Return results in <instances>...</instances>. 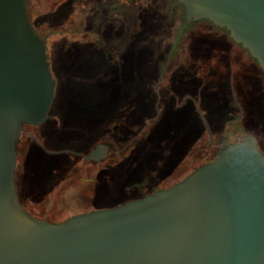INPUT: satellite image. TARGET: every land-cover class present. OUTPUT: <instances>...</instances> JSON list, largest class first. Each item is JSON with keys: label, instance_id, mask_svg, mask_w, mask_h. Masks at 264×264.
Instances as JSON below:
<instances>
[{"label": "flooded vegetation", "instance_id": "obj_1", "mask_svg": "<svg viewBox=\"0 0 264 264\" xmlns=\"http://www.w3.org/2000/svg\"><path fill=\"white\" fill-rule=\"evenodd\" d=\"M157 1L132 0L133 6L137 2L147 6L132 8L137 22L128 30L113 21L111 28L101 25L92 32H78L80 38L70 33L67 41H52L48 46L43 41L54 82L52 103L41 124L22 126L16 143L17 199L32 217L59 223L74 216L60 221L51 218L50 212L61 205L71 175L83 179V170L94 173L90 212L169 188L246 136H252L264 154V70L231 39L226 28L207 19L187 20L179 0L176 6L182 14L178 25L165 28L167 22L149 11ZM103 2L83 0V17H93L94 8ZM74 8L72 0L56 5L46 14L49 27L59 32L65 29L59 19H66ZM119 15L121 12L112 20L119 22ZM201 23L211 36L199 40L195 31L192 42L185 44L183 40L190 38L183 37L187 28ZM28 24L39 38L44 23ZM131 33H139L141 38L134 48L143 54L138 65L130 58L121 60ZM136 74L138 83L145 79L150 89L162 79L165 83L149 103L145 136L126 146L135 124ZM105 110L109 119L91 130L88 120L100 119ZM26 128L32 132L27 135L26 151L21 156L17 146ZM141 144L146 154L142 160L136 155ZM120 145V152L112 150ZM188 152L193 165L184 170L183 159Z\"/></svg>", "mask_w": 264, "mask_h": 264}, {"label": "water", "instance_id": "obj_2", "mask_svg": "<svg viewBox=\"0 0 264 264\" xmlns=\"http://www.w3.org/2000/svg\"><path fill=\"white\" fill-rule=\"evenodd\" d=\"M179 2L187 20L226 28L264 70V0ZM53 95L24 0H0V264H264V154L252 136L140 199L59 223L28 214L16 143L23 125L45 120Z\"/></svg>", "mask_w": 264, "mask_h": 264}, {"label": "rangeland", "instance_id": "obj_3", "mask_svg": "<svg viewBox=\"0 0 264 264\" xmlns=\"http://www.w3.org/2000/svg\"><path fill=\"white\" fill-rule=\"evenodd\" d=\"M66 0H24V9L25 14L27 17L28 22L31 24L33 22L43 24L42 29L38 31L39 38L45 42L48 46L52 41L54 43H58L60 41H67L70 36L68 34L74 33L76 38H80L78 32H83L84 29H87L89 32L94 31V29L98 28L99 26H104L107 28H111V22L114 21V24L119 25L122 29L128 30L134 26V23L137 22L136 15L131 13V10H140L141 8H145L147 4L144 2L141 4L137 2L134 6L132 4V0H104L103 4L100 7H95L94 12L95 15L91 18L83 17V0H72L74 2L75 8L73 11L67 15L66 19H59L60 23H64L63 26L65 29H61L60 32L57 30H53L49 27V23L45 20L46 14H48L52 9L61 4ZM135 2L137 0H134ZM139 1V0H138ZM130 7V8H129ZM133 8V9H132ZM150 12L156 14L157 17H160L163 21L167 22L168 29H173L177 27V23L179 22L180 14L182 9L176 6V0H163V3H160V0L157 1V4H154L150 7ZM121 12L119 15V22H115L116 20H112V17ZM128 12V14H127ZM114 18V17H113ZM103 23V24H102ZM192 23V22H191ZM114 27V26H113ZM146 27H150V25H146ZM187 32L184 33V39L189 35V40H183V42L191 43L192 42V34L195 35V31L199 32V40L201 37H206L205 35L211 36V31L205 24H196L192 25L187 28ZM223 33V32H222ZM227 35V33H224ZM213 37V36H212ZM173 37H171L172 39ZM129 41L126 42L127 48L125 53L121 55V60H125L126 58H130L131 61H135L138 65L139 60L143 57L142 52L134 48L140 43V35L139 33H131L128 36ZM154 40V39H153ZM164 40V38H163ZM226 43V42H223ZM130 45V47H129ZM138 47V46H137ZM132 56V57H129ZM137 73V71H135ZM118 75H122L118 73ZM135 78V82L138 83V74ZM114 78V76H113ZM165 83V79H162L158 85H155V89H150L145 82V79L137 84V97L135 101V107L132 114V119L134 120V126L132 127L133 132L129 138H132L131 141L126 142V146L128 144H132L133 141L137 139H142L145 134L146 130L149 129L148 119L149 115V103L151 101L154 102V99L159 95L161 85ZM154 92V94H153ZM161 96L159 97V99ZM160 107V105H159ZM160 118V115H159ZM109 118L107 117V111H102V116L100 119L95 118L92 121H89L88 125L91 126V130H96L97 125L101 124V121H107ZM161 119V118H160ZM86 123V124H87ZM191 123V121H189ZM188 123V124H189ZM32 132L29 128H26L24 135H22L19 145L17 146L18 152L21 156L24 155L27 146V135L28 133ZM95 133V132H94ZM191 133V132H188ZM117 136V135H116ZM122 137V135L120 136ZM112 139V137H110ZM115 137H113V141H115ZM120 146H115L112 148L113 151H118L121 148ZM125 147V146H123ZM140 147V148H138ZM136 148V155L139 157H145L146 154L143 152L144 148L142 144ZM122 151V150H121ZM187 151H190L189 148ZM120 152V150H119ZM188 155L184 156L183 159V169L191 167L193 164V156L191 153H187ZM190 155V156H189ZM107 160L105 163L109 162ZM83 179L78 177V175L72 174L71 175V182L69 183L70 187L66 186V190L64 195H62L60 206H55L54 211L50 212V216L56 220H63L71 215L82 214L90 210L91 208V199L93 197V190H94V173H91L90 169L85 171L83 170ZM81 179V181H80ZM80 184L78 188H75V185ZM46 201L48 200L47 197L45 198ZM104 201V199H102ZM37 213V212H36ZM52 213V214H51Z\"/></svg>", "mask_w": 264, "mask_h": 264}, {"label": "trees", "instance_id": "obj_4", "mask_svg": "<svg viewBox=\"0 0 264 264\" xmlns=\"http://www.w3.org/2000/svg\"><path fill=\"white\" fill-rule=\"evenodd\" d=\"M48 21V20H47Z\"/></svg>", "mask_w": 264, "mask_h": 264}]
</instances>
